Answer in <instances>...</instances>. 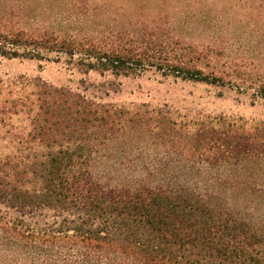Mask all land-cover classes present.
<instances>
[{
    "label": "trees",
    "instance_id": "16d2710c",
    "mask_svg": "<svg viewBox=\"0 0 264 264\" xmlns=\"http://www.w3.org/2000/svg\"><path fill=\"white\" fill-rule=\"evenodd\" d=\"M161 17L125 0H0V56L114 75L163 57ZM151 24V25H150ZM0 100V264H264V129L200 123L190 147L98 170L127 111L39 77Z\"/></svg>",
    "mask_w": 264,
    "mask_h": 264
},
{
    "label": "rangeland",
    "instance_id": "374dc122",
    "mask_svg": "<svg viewBox=\"0 0 264 264\" xmlns=\"http://www.w3.org/2000/svg\"><path fill=\"white\" fill-rule=\"evenodd\" d=\"M127 1L161 17L150 24L156 36L151 41L162 45L158 54L211 81L185 77L169 65L114 75L0 56V100L9 96L11 80L39 77L127 111L128 122L98 131L101 173L135 152L188 149L200 123L264 129V0Z\"/></svg>",
    "mask_w": 264,
    "mask_h": 264
}]
</instances>
